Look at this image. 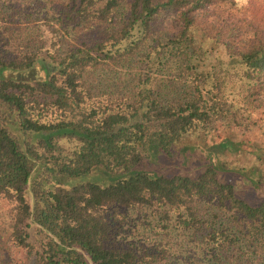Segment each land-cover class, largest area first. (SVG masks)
Listing matches in <instances>:
<instances>
[{
  "label": "trees",
  "instance_id": "16d2710c",
  "mask_svg": "<svg viewBox=\"0 0 264 264\" xmlns=\"http://www.w3.org/2000/svg\"><path fill=\"white\" fill-rule=\"evenodd\" d=\"M231 87L264 100V0H0V239L21 264H264V198L181 154L243 115Z\"/></svg>",
  "mask_w": 264,
  "mask_h": 264
},
{
  "label": "rangeland",
  "instance_id": "374dc122",
  "mask_svg": "<svg viewBox=\"0 0 264 264\" xmlns=\"http://www.w3.org/2000/svg\"><path fill=\"white\" fill-rule=\"evenodd\" d=\"M214 56V54H208L207 60L213 59ZM13 75L15 76V74ZM28 77L39 78L40 74L34 70L28 74ZM230 89L229 98L242 99V102L251 99L247 96L249 90L246 88L240 93L237 91L241 87H231ZM262 101L264 100L257 96L247 101L243 115L237 114L236 123L230 122L232 116L229 117V120L217 123L215 128L204 138L192 137L189 140L195 150L181 153L187 155L190 160L194 158L193 153L199 152L202 155H208L213 162L223 164L226 168L224 180L232 183L237 194L251 204H253L252 200L257 199V196L264 198L261 194L264 188L257 190L255 185L247 182L262 174L261 181L264 185V102ZM235 170H243L244 175L235 174ZM1 246L3 249L0 264H21L24 262L23 250L14 248L8 242L4 243L3 239H0Z\"/></svg>",
  "mask_w": 264,
  "mask_h": 264
}]
</instances>
